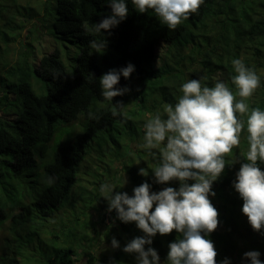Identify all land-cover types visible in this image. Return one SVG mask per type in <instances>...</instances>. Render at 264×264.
<instances>
[{
	"label": "trees",
	"instance_id": "16d2710c",
	"mask_svg": "<svg viewBox=\"0 0 264 264\" xmlns=\"http://www.w3.org/2000/svg\"><path fill=\"white\" fill-rule=\"evenodd\" d=\"M51 1L43 17L48 34L52 40L54 35L70 37L79 48L70 71L59 50L37 60L29 44L18 54L16 44L35 9L29 0H0V226L10 225L0 264H78L83 257L81 264H139L137 253L123 249L145 234L135 222L124 223L116 210H108L100 187L108 183L116 188L113 195L130 197L145 182L151 192L178 191V180L156 182L152 170L159 161L149 152L159 150L142 147L145 125L157 114L167 118L165 106L178 102L189 80L210 88L221 81L237 94L233 59L259 76L260 86L246 103L249 110L264 111V0H204L174 30L154 10L139 13L132 0H125L128 15L110 34L93 27L111 15L110 0ZM103 39L106 48L90 46ZM129 63L135 71L128 79L121 76L116 87L131 91L106 100L100 77ZM118 100L122 107L114 105ZM237 116L246 122L247 114ZM247 136L245 126L239 146L224 157L225 169L213 182L215 196L209 195L219 224L206 238L218 253L217 264L225 258L230 264H251L243 257L253 250L264 264V229H251L233 186L248 162ZM257 165L264 172V162ZM68 211L70 217L63 219ZM53 213L55 232L46 226ZM113 238L118 248L112 247ZM178 238L182 235L175 230L157 233L145 250L152 247L160 264H167L169 244Z\"/></svg>",
	"mask_w": 264,
	"mask_h": 264
},
{
	"label": "clouds",
	"instance_id": "9594fccd",
	"mask_svg": "<svg viewBox=\"0 0 264 264\" xmlns=\"http://www.w3.org/2000/svg\"><path fill=\"white\" fill-rule=\"evenodd\" d=\"M204 0H132L139 13L154 10L160 22L174 30L182 21L197 13ZM111 15L94 24L97 33L118 26L128 15L125 0H110ZM94 49L107 47V40L91 41ZM235 75L233 84L238 89L234 94L228 85L218 81L214 87L202 86L198 80H189L182 85V97L173 106L166 105L167 118L153 116L145 125L143 148L149 152L158 165L152 170L156 182L166 184L172 180L180 181L177 191L172 187L159 193L151 192L145 182L133 189V196L116 192L115 186L105 183L101 193L109 203V211L117 212V218L124 222H135L145 237H136L123 249L126 253H137L139 264H160L158 253L152 247V237L170 234L173 230L182 235L169 244L167 264H217L218 255L213 242L206 234L214 232L219 224L217 209L209 195L213 182L217 181L226 166L225 156L240 144V134L248 133L249 150L247 163L242 164L237 173L234 188L243 200L242 213L248 218L252 229H264V172L257 161L264 162V111L259 108L249 110L246 101L260 86L256 72L245 66L241 59H233ZM135 71L129 63L120 69H111L100 77L102 96L113 102L131 90L116 87L123 76L128 79ZM237 95L240 97L237 100ZM124 105L122 100L114 103ZM247 114L246 122L238 118ZM141 175H147L144 169ZM195 183L189 185L187 181ZM51 182V180H50ZM153 205L155 210L152 211ZM112 247L118 248V241L112 239ZM245 260L251 264H262L258 251L244 253ZM221 264H230L228 258Z\"/></svg>",
	"mask_w": 264,
	"mask_h": 264
},
{
	"label": "rangeland",
	"instance_id": "374dc122",
	"mask_svg": "<svg viewBox=\"0 0 264 264\" xmlns=\"http://www.w3.org/2000/svg\"><path fill=\"white\" fill-rule=\"evenodd\" d=\"M30 6L35 9L33 11L35 14L31 17V21H29L30 25L27 29H24L21 31L20 39L16 44L17 52L19 55L24 53L27 49V45L32 44L34 55L37 60L40 59L42 56L51 53L54 50H59L61 53V60L67 67V70L70 71V61L71 59L76 58V56L79 53V48L75 43H71L70 37H61L59 35H54V39L52 40L51 36L48 34L46 29V24L44 23L43 17L45 14V9L51 7V0H29ZM67 56V57H66ZM69 63V64H68ZM68 64V65H67ZM13 102L18 101L13 97ZM115 168V167H114ZM113 168V169H114ZM112 169V168H110ZM116 169V168H115ZM127 184L128 182L125 181ZM74 187L69 192L68 197L70 198V194L73 193ZM93 213V212H92ZM71 211H68L67 213L62 215L63 219H67L70 217ZM55 213L51 215L46 221H49L46 226L48 227V230H56L55 222L56 219H54ZM45 221V222H46ZM95 222V220L93 221ZM58 223V222H57ZM10 227L9 221H6L4 224L0 226V252L3 251L6 247L5 244H7L6 239L10 238V233L8 231V228ZM251 227V226H250ZM252 229V227H251ZM98 233L103 234L104 229L102 226H97ZM257 243L261 242V239L257 237L256 240H254ZM100 245L98 246V249H100ZM85 258L83 257L81 262H78V264L84 263ZM27 264V263H24ZM31 264V263H30Z\"/></svg>",
	"mask_w": 264,
	"mask_h": 264
}]
</instances>
